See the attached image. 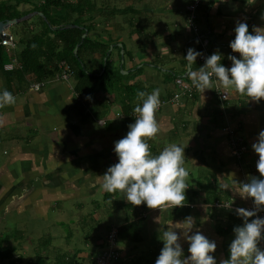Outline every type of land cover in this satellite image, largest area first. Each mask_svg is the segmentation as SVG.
I'll return each mask as SVG.
<instances>
[{
    "label": "crops",
    "instance_id": "crops-1",
    "mask_svg": "<svg viewBox=\"0 0 264 264\" xmlns=\"http://www.w3.org/2000/svg\"><path fill=\"white\" fill-rule=\"evenodd\" d=\"M143 4L137 13L141 21L132 28L134 45L126 46L132 57L122 60L127 84H139L146 96L133 99L131 115L169 99L177 92V77L198 83L193 97L150 108L136 120L125 117L112 93L108 99L96 96L82 112L74 107L73 83L67 87L50 79L39 91L26 83L19 94L0 102V213H24L47 224L57 200L68 201L74 216L90 210L98 229L82 241L89 252L70 249L72 260L83 264L105 247L112 226L136 220H141L143 242L119 245L124 259L164 244L183 264H246L237 247L249 253L245 240L252 238L245 237L242 218L212 201L219 196L235 207L264 210V0H201L197 36L188 26L190 2L183 9L169 0ZM202 50L226 74L248 71L234 80L204 82L205 68L197 60ZM220 92L228 98L221 100ZM229 127L242 139L239 161L231 155ZM139 161L149 174L133 183ZM116 162L127 168L126 182L120 180L124 172L112 168ZM109 181L115 194L106 201ZM192 194L191 203L184 202ZM124 200H132L134 210L125 211ZM175 201L184 206L176 207ZM237 225L240 232L219 234ZM49 243L43 250L25 244L22 256L48 261L61 255ZM252 249L254 262L253 244Z\"/></svg>",
    "mask_w": 264,
    "mask_h": 264
},
{
    "label": "trees",
    "instance_id": "trees-1",
    "mask_svg": "<svg viewBox=\"0 0 264 264\" xmlns=\"http://www.w3.org/2000/svg\"><path fill=\"white\" fill-rule=\"evenodd\" d=\"M21 5H29L31 9L26 12L19 11ZM33 12L41 13L42 17L35 16L36 19L32 23L30 21L34 17L26 20L25 26L28 31L16 41L17 48L13 54L9 55L0 44V77L4 82V91L0 92V97H4V100L12 98L22 91L26 83L48 82L50 79H56L60 74V63L64 62L70 68L73 92L77 97L74 105L76 109L83 112L87 104H90L89 101L93 102L96 95L113 93L116 96L114 101L121 105L125 117L132 118L130 107L133 99H143L146 96L141 92L139 84H127L129 76L121 74V71H124V63L121 60L124 57L129 59L132 57V53L126 49L123 38L126 33L132 38L134 34L132 28H135V24L141 21V17H137L140 10L130 4L121 10L114 11L115 13L112 11L111 16L118 14L123 17L128 29H124L126 26L123 23H116L113 34L109 33L107 28L102 29V33L105 34L104 38L96 31L94 17L99 11L96 5L89 0H76L74 3L68 0H0V22L20 19ZM106 19L109 20L108 17ZM118 44L122 45L121 48ZM121 50H123V55L120 54ZM13 58H15L13 69L5 71V64L11 62ZM114 58H116L115 61H113ZM243 71L246 74L248 70ZM205 72L206 70L204 74ZM174 77L173 74L172 78ZM131 148L133 149L134 145L129 147ZM112 168L116 172H124L123 176L120 175L121 182L128 180L125 176L127 172L125 165L116 162L112 164ZM114 174L112 172L113 176ZM148 174L147 164L139 161L135 167L133 183L142 180ZM114 186L113 181L108 182L104 195L106 201L114 196ZM195 196V194L190 195L184 202L191 203ZM221 200L219 196H215L212 203H219ZM124 201L126 202L122 203L128 209L127 212L134 210L132 200ZM240 228V225L229 226L219 231V234L227 235L235 230L240 232ZM1 241L0 261H5L6 264H83L82 260L78 258L72 260L70 256L63 254L52 260L48 259V261L41 255L24 261L21 256L15 258L17 248L3 249L1 246H3L4 239ZM142 242L141 220L130 221L117 227V248L119 245L127 244L136 246ZM48 244L50 243H42L41 250L47 249ZM118 252L121 254L120 249ZM90 264H95L94 260ZM114 264L176 263L173 261L172 247L161 244L141 251V254L131 259L121 257Z\"/></svg>",
    "mask_w": 264,
    "mask_h": 264
},
{
    "label": "rangeland",
    "instance_id": "rangeland-1",
    "mask_svg": "<svg viewBox=\"0 0 264 264\" xmlns=\"http://www.w3.org/2000/svg\"><path fill=\"white\" fill-rule=\"evenodd\" d=\"M69 1L71 3H74L76 0H68V2ZM89 1L91 3H94L96 5L97 10L99 11V12H96L94 19L96 22V31L99 32V34L103 36H105V34L102 33L104 30L103 28L115 29L116 23L124 24L123 17L119 16L118 14L112 15V16L110 15L112 11L114 12L117 10H121L130 4H132L135 9L140 10V9H143V6H144L143 3L148 2V0H89ZM194 1L195 0H169L171 4L175 3L174 7H178L180 9H183L185 5L188 4L189 2L192 3ZM30 9H31V6L29 5H21L19 7V11H22V12H26ZM107 17L109 20L106 19ZM128 17H132V16H128ZM35 19L36 18L34 17L33 19H31L30 22L31 23L34 22ZM25 22L26 21L14 24L7 29V32L13 36L14 40L18 41L21 35H23V33L28 31L27 26H25L26 24ZM124 25L126 26V24ZM124 29L127 30L128 29L127 26ZM123 40L125 42V45L126 46L128 45L131 48L135 42L132 38L127 36V33L126 35H124ZM131 48L129 49V51L132 53ZM124 59H126V57H124ZM158 69H160V67H156L157 72L159 71ZM159 73L161 74V72ZM155 74L157 75L156 72ZM52 81L55 82L56 80H52ZM56 82L60 84L68 83L70 85L73 83V80L70 77L68 82H62V81L61 82L56 81ZM58 83H54V84H58ZM68 84H66L67 87H70ZM3 91H4V82H3V79L0 77V92H3ZM100 95H103V94L100 93ZM103 97L108 99L106 94L103 95ZM114 98H116V96H114ZM3 100H4V97L2 98L0 97V102H3ZM181 184H182L181 182H176V185L174 186H179ZM68 203H69L68 201H62V200L55 201L54 208H52L48 212V217H49V220L51 219V222H48L47 224L41 221H32L24 213L22 214V213H17L15 211H11L5 214V212L4 213L1 212L0 213V241L4 239V242L2 244L3 246L1 247L3 249H10L12 247L17 248V251H16L17 255H20L24 261L27 260L26 256H22L23 246H25V244L28 246L29 244L33 246L38 245V248L41 249L42 243L46 244V243L51 242L53 249H56V251L58 250L57 254L59 253V254H63L66 256H70V249L74 252H77L78 248H80L83 251L89 252V250L84 246V244H82V241L84 240L85 235L88 231L93 232V230L96 231L98 229V223L93 219V217L89 215L91 213L90 210L87 211L88 214L85 216L78 217L76 215L75 216L72 215V210L70 209L71 204H68ZM60 205L65 206L66 209H63V210L60 208L58 209V206ZM76 205H79V206L82 205L80 200H77ZM124 210L128 211L126 207L124 208ZM55 219L58 222L62 221L61 222L62 224H58L57 222L53 226ZM122 221H124V218H121V222ZM82 223L86 224V226ZM117 224H120V223L117 222L112 227H117ZM245 237L247 236L245 235ZM248 244H250L249 253H247V250L245 248L243 247L240 248L239 246L237 247L238 249L237 255L240 256L242 260L246 261V264H253V258H252L253 241H250L248 239L245 240V246ZM27 253L28 252H25V255H27ZM244 253H247L248 255ZM17 257L15 256V258ZM36 257H39V256L38 255L32 256L28 259H35ZM246 258L247 259L251 258V259L246 260ZM192 260L194 261V263H196L195 259H192ZM173 261L176 264H183L182 260H178L177 258H174V256H173ZM199 263H202V259L199 260ZM0 264H6V263L5 261H0Z\"/></svg>",
    "mask_w": 264,
    "mask_h": 264
},
{
    "label": "built area",
    "instance_id": "built-area-1",
    "mask_svg": "<svg viewBox=\"0 0 264 264\" xmlns=\"http://www.w3.org/2000/svg\"><path fill=\"white\" fill-rule=\"evenodd\" d=\"M201 0H195L187 8L188 13V26L191 32L197 36L198 29L195 25V12L200 5ZM2 38H0V44L3 46L7 53L13 54L17 48V42L14 40L13 36L4 30L2 32ZM203 41L201 40V46ZM198 62L204 66L206 72L203 77L204 82H220V81H230L244 76L245 71L238 70L234 74H226L221 68L217 67V62L214 58L210 57L205 50L199 54L197 58ZM15 63V58L4 66L5 71H11ZM70 68L64 62L60 63V74L56 77V81L68 82L70 78ZM175 86L177 92L174 93L169 99H163L156 101L147 105L139 107L132 117L136 120L144 117L146 111L150 108L154 110H159L160 108L166 106L167 104H177L182 98H192L195 94L198 83L193 81H186L181 77L175 78ZM45 82L31 83L29 88L33 91H39L45 86ZM221 100H226L228 98L226 92H220L219 94ZM1 114V110H0ZM226 135L229 139V145L231 147V155L239 161L242 157L244 147L242 139L237 136L235 129L229 127L226 129ZM176 193H180L179 189H176ZM176 207H183L184 204L180 201L173 202ZM189 208H193L192 205H186ZM215 207L223 208L233 215L241 219L243 231L246 236L252 238L253 248H254V262L253 264H264V210H256L254 207H235L229 202H219L214 205ZM117 227H111L107 237L105 247L99 251L95 258V264H114V262L119 261L122 257L118 252L117 243Z\"/></svg>",
    "mask_w": 264,
    "mask_h": 264
},
{
    "label": "water",
    "instance_id": "water-1",
    "mask_svg": "<svg viewBox=\"0 0 264 264\" xmlns=\"http://www.w3.org/2000/svg\"><path fill=\"white\" fill-rule=\"evenodd\" d=\"M34 15H37V16L42 17V14L39 13V12H37V13H31V14L25 16V17L20 18V19H13V20H8V21L0 22V38H2V35L1 34H2V32L4 30H7L10 26H12L14 24H17V23L26 21V20L32 18ZM83 37H85V35H83ZM118 46L121 48L122 45L121 44H118ZM120 54L123 55V50H121ZM121 62H123V61L121 60ZM121 73L123 74L125 72L124 71H121Z\"/></svg>",
    "mask_w": 264,
    "mask_h": 264
},
{
    "label": "flooded vegetation",
    "instance_id": "flooded-vegetation-1",
    "mask_svg": "<svg viewBox=\"0 0 264 264\" xmlns=\"http://www.w3.org/2000/svg\"><path fill=\"white\" fill-rule=\"evenodd\" d=\"M33 13H37V12H33ZM35 16H37V15H34L33 17H35Z\"/></svg>",
    "mask_w": 264,
    "mask_h": 264
}]
</instances>
